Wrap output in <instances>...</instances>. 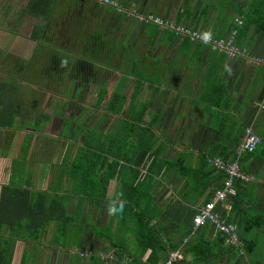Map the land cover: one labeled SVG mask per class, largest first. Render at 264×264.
<instances>
[{
    "label": "crops",
    "instance_id": "crops-1",
    "mask_svg": "<svg viewBox=\"0 0 264 264\" xmlns=\"http://www.w3.org/2000/svg\"><path fill=\"white\" fill-rule=\"evenodd\" d=\"M29 1L0 0V57L44 56L41 87L35 85L39 94H24L34 84L21 79L18 94L0 96L20 109L15 126H0V194L2 185L13 183L61 198L68 230L80 225L83 232L79 246L75 232L62 236L61 223L50 221L37 237L16 240L11 264H84L89 256L81 252L98 251L113 263L121 248L125 263L131 252H141L140 221L145 235L152 230L165 242L158 262L176 250L181 258L175 264H258L248 255L237 257L212 225L193 233L191 228L197 208L222 182L221 173L203 167L206 156L231 158L245 127L264 139V64L254 61L264 58V0H112L119 8L109 12L99 0H77L74 9L83 11L85 28L99 24L108 46L113 44L107 54L108 46L101 49L100 60H89L88 50L84 59L73 54L82 47L72 51L61 37L48 44L42 35L43 47L38 46L30 35L43 20L29 13ZM131 9L213 37L226 36L241 17L236 40L246 53L229 58L144 23L128 14ZM246 13L252 16L248 21ZM18 62H10V70L23 69ZM7 80L0 71V81ZM259 151L264 143L240 163L262 190ZM249 182L235 183L239 201ZM113 200L127 201L123 213L109 215ZM233 202L230 195L217 205L221 217L232 213ZM242 205L234 215H247ZM254 207L264 214V195ZM150 253L148 248L138 259L146 261Z\"/></svg>",
    "mask_w": 264,
    "mask_h": 264
},
{
    "label": "trees",
    "instance_id": "trees-1",
    "mask_svg": "<svg viewBox=\"0 0 264 264\" xmlns=\"http://www.w3.org/2000/svg\"><path fill=\"white\" fill-rule=\"evenodd\" d=\"M76 2L77 0H30L27 6L29 13L38 16L43 20L34 26L30 37L34 40H38V46L42 47V35H44V42H48V44H54L57 38L60 39L61 37V39L66 42L67 46L71 48L72 51L78 48L77 45L82 47V53H78L75 50L73 54L77 53V55L84 59L86 56L85 52L88 50L90 52V57L87 55L89 60H93L91 58L100 60L101 49L103 47H107L109 41L107 38L102 37L101 31L99 30V27H97L99 24L93 23L92 31L87 26L85 28V17L82 14L83 11L81 13L79 10L76 11V9H74V4ZM105 6L109 9L108 12L114 9L113 6L106 4ZM93 8H95V6H93ZM246 17V20L248 21L252 16L249 17V13H246ZM262 22V24H264V21ZM88 24L89 23L87 21L86 25ZM147 24L155 25L151 22H148ZM165 29L174 32L169 28ZM112 49L113 44L110 40L106 54L107 51L110 52ZM55 55L56 54H50L49 57L52 58ZM43 57L44 56L38 54V52H34L28 61H20L19 58L11 56L10 60L12 59V63L19 61L17 65L19 66L21 63H23L24 68H14L4 72L7 75L8 80H12V82L15 84H10L8 80L6 82L0 81V96L3 94L9 96L18 94L20 89L17 85L18 83H16V80L24 79L34 85L37 84L39 87L38 78L41 76L43 71ZM61 57L63 58V62H68V54L62 53ZM45 88L49 90L52 89V87L48 85L45 86ZM25 93L29 95L34 94L32 93L31 87H28V90L25 91L24 94ZM0 105V126L8 128L15 126L16 116L20 112V109L17 108L18 106L13 101L10 102L3 100H0ZM29 140H31L30 136H28V142ZM146 151V149L142 151L139 162H141L145 157ZM230 154L232 157L228 159H233L235 151H232ZM243 155H245V153ZM205 165H207L206 158L204 160L203 167ZM198 168H200V166ZM137 174L138 173H136L135 178ZM220 175L223 177L222 173ZM105 185L106 182L103 184V190H105ZM238 191L240 190L238 189ZM237 200L238 199L234 197V209L232 210V213L228 215L227 220L233 222L236 225L239 237L243 241L245 253L251 252L256 245V241L252 238H249L248 233L252 229L261 227L264 224V214L248 216L238 213V216L234 215L236 213L235 208L237 209L242 205V202ZM68 218L69 215L64 212L61 198L48 196L46 192L30 188L28 185L24 186V184L9 183L2 185L0 194V264H11L16 240H25L28 238L37 237L41 233L44 226L53 220L61 223L60 232L62 233V236L64 235L67 237L68 235L72 234L71 237H73V233L75 232L76 244H79L80 246V235H82L83 232L81 230L82 227L78 225L76 231H69L65 225V223L68 222ZM121 219H123L121 222L122 226H125V215H123V218ZM143 225L145 226V224L140 221V223L136 226L138 229L140 228V233L137 234V237L141 252L138 254L131 252L130 255L132 256V259L124 263L123 256L127 251L124 248H121L119 251H117V257L112 264L159 263V256L157 254L159 251L165 249V242L162 241L160 235L158 236V234H152V230H150V236L145 235L146 231L143 230ZM148 248H151V253L147 260L141 261L138 259L139 256H141ZM235 253H233V256ZM21 264H24V261H22ZM84 264H105V261L97 253L92 252Z\"/></svg>",
    "mask_w": 264,
    "mask_h": 264
},
{
    "label": "built area",
    "instance_id": "built-area-1",
    "mask_svg": "<svg viewBox=\"0 0 264 264\" xmlns=\"http://www.w3.org/2000/svg\"><path fill=\"white\" fill-rule=\"evenodd\" d=\"M103 4L119 8L117 3L112 0H99ZM128 14L145 23L151 22L162 28H169L176 34L187 38L191 42H202L212 49L222 52L229 58L245 55L246 50L237 43L236 36L238 28L242 25L243 20L237 17L234 20V27L226 36L213 37L208 33L199 31L185 24H176L166 20L156 14H141L135 9L128 11ZM257 63L264 64V58H255ZM264 143V139L255 134L251 127H245L240 143L237 145L233 159H225L221 156H206L207 164L216 172H221L222 182L219 187L213 190L209 198L197 208L192 218V233L199 227L210 224L214 227L223 240V244L235 250L237 254H244L243 241L240 239L236 225L220 216L217 210L218 204H224L227 198L233 193L237 181H247L249 177L241 168L240 159L244 153L254 152ZM181 258L176 250L168 251L164 260L158 264H174Z\"/></svg>",
    "mask_w": 264,
    "mask_h": 264
},
{
    "label": "rangeland",
    "instance_id": "rangeland-1",
    "mask_svg": "<svg viewBox=\"0 0 264 264\" xmlns=\"http://www.w3.org/2000/svg\"><path fill=\"white\" fill-rule=\"evenodd\" d=\"M160 17H162V16H160ZM11 61H12V59L10 60V56L8 57L6 55L5 57L4 56L0 57V71H3V72L9 71L10 68H9L8 64ZM39 87H41V86H39ZM31 89H32V93H34L36 95L39 94L38 89L35 85H34V87H31ZM44 89H45V87H44ZM62 89H64L63 91H66L67 87L62 88ZM31 124H34V123L31 122ZM255 154H256V152H255ZM257 154L259 155V159H261L264 156V151H259ZM259 173H260V171H259ZM248 177H249V180H252V182L245 184V186L240 189L241 192H240L239 198L243 202L242 206L246 209L247 215L253 216L257 213L256 207H254V206H255L256 202H258L260 197L264 195V189H262V190L258 189V185H257L258 183H255L253 181L254 177L252 175H248ZM249 180H247V181H249ZM236 195H237V192H235V190L233 189V193L231 194V197H233V196L235 197ZM237 201H239V199ZM258 229H259V231H256L254 228L248 233V237L254 239L256 241V245H255L253 251L246 252V255H248L251 260H256V261H259L263 264L264 263V224ZM260 230H261V232H260ZM98 252H100V251H98ZM98 252H97V254L100 256L101 254H99ZM102 254H104V252ZM81 255H82V258H84V257H88L90 255V253L81 252ZM237 256L242 257L244 255L243 254H237ZM100 257L101 258L103 257L104 260L108 258V257H104L103 255H101ZM105 264H112V262L110 261V259H108V260H105Z\"/></svg>",
    "mask_w": 264,
    "mask_h": 264
},
{
    "label": "clouds",
    "instance_id": "clouds-1",
    "mask_svg": "<svg viewBox=\"0 0 264 264\" xmlns=\"http://www.w3.org/2000/svg\"><path fill=\"white\" fill-rule=\"evenodd\" d=\"M126 203H127L126 200H120L119 202L115 200L110 201L108 205L109 215H116L117 213H123Z\"/></svg>",
    "mask_w": 264,
    "mask_h": 264
},
{
    "label": "flooded vegetation",
    "instance_id": "flooded-vegetation-1",
    "mask_svg": "<svg viewBox=\"0 0 264 264\" xmlns=\"http://www.w3.org/2000/svg\"><path fill=\"white\" fill-rule=\"evenodd\" d=\"M243 255H244V257H245L246 253L244 252V254H243ZM237 257H239V256H237ZM242 257H243V256H242ZM258 264H262V263H261V262H259ZM263 264H264V263H263Z\"/></svg>",
    "mask_w": 264,
    "mask_h": 264
}]
</instances>
